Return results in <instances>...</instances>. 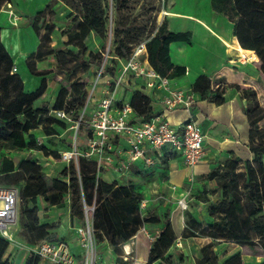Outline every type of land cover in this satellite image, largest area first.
I'll return each mask as SVG.
<instances>
[{
    "label": "trees",
    "instance_id": "obj_1",
    "mask_svg": "<svg viewBox=\"0 0 264 264\" xmlns=\"http://www.w3.org/2000/svg\"><path fill=\"white\" fill-rule=\"evenodd\" d=\"M6 1L8 0H0V8ZM53 1L50 0L43 10L28 17L39 39L37 49L25 59L29 72L39 76L35 89H24L23 80L16 71H12L14 62L0 41V187L13 186L18 190V234L28 245H35L41 240L54 242L57 235L52 230L56 225L52 222H40L37 198L40 196L48 205H58L64 203V199L68 197L71 219L83 220L84 207H92L87 211L88 221L97 242L106 241L108 246L116 248L129 242L144 225H159L163 221L165 226L150 243L148 264H191L184 254L168 250L176 238L169 222L168 211L163 216L151 209L142 212L141 190L136 189L132 183H118L115 179L105 181L101 177L104 169L96 168L94 159L89 161L77 158L76 166L73 160L64 164L57 172L58 177L67 180L64 189L69 192H64L57 189L51 179L40 172L38 163L28 155L18 158L17 161L7 155L11 151L38 150L48 156H55V152L49 151L38 136L30 131L41 129L43 135H51L57 128L66 127L65 121L50 114L51 109H64L74 118L79 115V112L75 113L68 105L69 93L64 86L58 88L50 106L43 102L37 104L47 88V72L37 69L36 62L46 55H53L58 67L77 64L87 68L92 63L100 64L103 58L100 51H89L84 41L89 33L103 35L106 30L103 0H77L76 4L72 3L74 11L80 16L76 18V28L69 34L65 46L58 49L50 44L54 25L47 20ZM114 1L119 14L124 0ZM209 1L213 12L225 17L231 29L233 26L232 33L238 41L239 53L248 58L255 54L256 65L264 81V0ZM142 33L141 30L136 36H130L129 25L121 28L116 25L110 33L114 42L110 58L113 61L127 60ZM155 38V46L145 41L149 64L168 78L184 75L185 66L169 60L167 44L182 41L184 37L161 26ZM161 50L164 55L159 59ZM102 72L103 75H116L113 67H106ZM229 87L240 91V99L244 100V113L248 124L247 147L251 158L243 159L242 167L239 166L240 157L227 158L206 174L207 180L214 181L216 199L203 197L198 200L206 204V215L211 219L209 222L202 224L194 215L184 211V229L181 236H205L211 239L200 246L199 257L193 264H264V259L257 263H245L240 252L219 260L212 250L217 241L224 240L245 247L248 254L264 258V108L260 106L254 88L248 85L232 83L212 89L210 77L204 74L197 76L191 84L193 92L217 105L225 101L224 93ZM129 102L135 115L142 120H149L155 114L151 97L141 89H132ZM168 156L165 155L162 161L167 162ZM132 169L142 170L144 167L131 166L128 170ZM202 189L205 190V187ZM206 194L209 196V193ZM7 247L6 239L0 236V264H11L4 257ZM39 262V255L28 252L20 264Z\"/></svg>",
    "mask_w": 264,
    "mask_h": 264
},
{
    "label": "rangeland",
    "instance_id": "obj_2",
    "mask_svg": "<svg viewBox=\"0 0 264 264\" xmlns=\"http://www.w3.org/2000/svg\"><path fill=\"white\" fill-rule=\"evenodd\" d=\"M72 3L76 4L77 0H54L52 3V10L48 13L47 20L49 23H53L54 25V30L50 35V44L55 49L64 47L69 34L76 28V18H78L80 14L74 11ZM102 4L106 16V30L103 35H98L95 32L89 33L87 38L84 40L89 51H100L102 53L103 58L100 61V64L92 63L89 64L87 68L77 64H67L63 67H58L54 56L46 55L42 60L36 62L35 65L37 69L47 72L45 79L48 85L46 88L47 90L39 98L37 104L43 102L50 106L54 99V97L51 99L52 92H54L55 96L58 88L60 86H64L69 93L67 96L68 105L75 113L79 112L80 114L84 111V118L86 119L88 116V110L92 109L98 102L99 98L107 91L106 84L111 83L110 80L108 82H104L106 78L103 77L102 71H104L106 67H113L115 74L119 72V60L116 59L113 61L110 58V55L113 54L114 46L113 38L110 33L116 25H118L119 28L127 27L129 25L130 36H136V33L142 30L143 33L139 36L137 43L147 41L152 46L156 45L155 35L161 26H164L167 31H174L181 34L182 37H184V40L175 42H177V44L185 45L188 50L187 54L182 52L176 55V57H179V60L187 59L192 70L198 66L200 62H202V59H204L202 49L206 46L213 48L217 45V43L214 38L205 39L202 35L203 28L196 24L195 21L193 22V20H189L186 17H179L177 13L198 16L199 18L194 16L188 17L193 18L208 29L210 26H208L204 20L209 22L210 18L216 21L217 25H215V28L217 30L225 31L230 28V24L225 17L221 14L213 12L209 0H124L122 1L121 11L119 14L116 11V3L114 0H103ZM232 32L234 33L233 26ZM137 43H135L134 46ZM169 43L167 44L169 45ZM226 44L228 47H231L239 53L237 44L232 45L229 42H226ZM162 55H164V51L161 50L159 53V59ZM239 56L245 58V56L240 53ZM85 58H87V56H85ZM21 62V71L23 73L25 72L27 75V77H24L25 79H23L24 89L33 90L39 83V76L33 75L29 72L25 64V58H23ZM223 62L229 67L235 69L238 68V65L234 61L224 59ZM247 73L252 76L250 77V82L248 83L252 85L254 89H258L261 84V75L256 63L252 62L250 64ZM34 78L36 79V83L31 82ZM187 78H189V76H187ZM133 83L134 81L131 76L125 74L122 78L121 91L117 97H124V95L131 89L130 87H132ZM233 89L236 90L235 88ZM237 92L240 95V91ZM260 106L264 108V103ZM31 133L37 135L38 139L46 145L49 151H54L55 156L49 155L50 157H48V155L38 150H30L28 152L11 151L8 152L7 155L13 157L15 161H17L20 157L28 155L31 159L38 163L40 172L50 178L52 184L56 185L57 189L69 192V190L64 189V185H66L67 180L58 177L57 172L63 168L64 164H66L58 161V158L60 157L59 153L62 150L71 148L73 144V131L66 125L65 128H57V131L51 135H43L41 129ZM87 135H89V128L85 124L81 125L77 130L78 140L81 141ZM109 141L111 143H115V140L112 137H110ZM77 146L80 150H84L83 144L78 143ZM110 152H112V150H110ZM242 155H244V153ZM78 158L91 161V159H94V156H79ZM243 159L244 158L240 159V167H242ZM73 163L74 166H76V160H73ZM166 168L167 162L160 160L152 166L144 167L142 170L132 169L131 171H118L115 173L114 179L118 183H132L136 189L141 190L143 193V199L141 201L143 206H141L140 203L142 212H145L147 209H151L163 216L165 211H168L170 222V210L168 209L172 202L168 201L165 193L158 188V185L166 179ZM197 181L198 182H196L195 185L191 186V191L187 200L188 208L183 211H188L194 215L200 223L205 224L211 219L206 215L205 207H199L198 199L207 197L215 200L216 193L213 186H207L205 187V190H203L201 187V180L198 179ZM206 193H209V196ZM18 204L19 199L17 203V219ZM61 204L63 206L61 208L52 207L44 203L41 197L38 196V218L41 223L52 222L56 225V227L52 230L53 233L57 235V239L55 241H63L68 247L74 260L72 264H84V259L80 254L81 247L78 244L79 234L76 231V227H85L87 222L86 218H89V209L84 207V210L87 209L88 211H86V217H84L83 220H77L75 218L71 219V221H69V226L67 227L68 223L67 216L65 214V204H63V202ZM86 207H90V205H87ZM164 226L165 223L162 221L161 224L152 226L154 228H150L149 231L153 234L155 233L156 235V233H158ZM11 229L13 230L15 240L18 243L25 242L24 238L18 234V221L16 225L11 227ZM62 233H65V236H59ZM206 239L207 240L191 239V237L181 239L180 237H176L173 242L172 252L176 254H184L188 262L193 264L197 257H199V248L202 243L201 241H211L210 238ZM43 241L45 240H41L36 244H41ZM176 242H179L180 245L177 248H175ZM93 244L95 263L101 264L104 262L103 244L102 242H97L95 237H93ZM212 250L216 253L219 260H222L230 254L236 252L241 253V258L245 263H257L264 259L258 255L248 254L245 247H241L224 240L217 241ZM106 261L107 259L105 258V262ZM43 264L51 263L44 262ZM105 264L108 263L106 262Z\"/></svg>",
    "mask_w": 264,
    "mask_h": 264
},
{
    "label": "crops",
    "instance_id": "obj_3",
    "mask_svg": "<svg viewBox=\"0 0 264 264\" xmlns=\"http://www.w3.org/2000/svg\"><path fill=\"white\" fill-rule=\"evenodd\" d=\"M48 1L50 0H8L0 8V41L11 56L13 62L15 61L14 65L16 67V72L21 78L23 77L22 80L25 79L27 75L25 72L23 73L21 71V60L23 58L26 59V57L31 52L35 51L39 45L38 36L28 21V17L43 10ZM177 14L179 17H186L189 20H193V22L195 21L196 24L203 28V37L205 39L214 38L217 43L213 48L206 46L202 49L204 59H202V62L193 70L187 59L179 60L180 58L176 57V55L182 52L187 54V47L183 44H177L175 41L170 42L168 45L169 60L174 64L184 65L186 68V73L184 75L169 78V85L190 90L192 99L188 106H179L173 110L163 111L161 107L163 92L155 88L143 90L151 97V105L154 113H162L175 127H178L186 118L191 117L200 124L202 132L204 133V155L201 161L193 168H190L184 165L181 157L174 154L169 155L167 158L166 179L158 185L159 190L165 193L167 200L172 202L168 210H170V225L174 235L181 239H187L181 236L184 229V211L177 205V202H175L185 191L187 187V178L190 175L192 176V185H195L199 179L202 182V188L213 186L214 181H209L205 178L212 167L220 165L227 158L234 156L244 159L251 158V154L247 147L248 124L244 113V103L243 100L240 99L238 92L233 88H226L224 93L225 101L217 105L206 99H202L197 93L193 92L191 90V84L197 76L204 74L210 77V86L212 89L218 85H229L232 83L252 87V85L248 83L252 76L248 74L247 71L252 62L256 63L257 57H255V54L252 58L240 57L236 50L228 47L226 42L232 45L238 43L236 37L232 33L231 25L228 30L219 31L215 28L217 24L214 19L210 18L209 22L203 19L204 22L210 26L208 29L198 21L188 17L194 16L199 18L196 15ZM246 50L253 52L249 49ZM224 59L234 61L238 65V68L235 69L224 64ZM187 76H189V78H187ZM132 80L134 83L132 87H130L131 89L124 97H119L120 99L130 98L132 89L137 88L136 85L139 81L133 78ZM31 82L36 83V79H32ZM261 84L258 89L256 87V89H254L256 90L260 105L264 103V81H262V79ZM53 97L54 92L51 94V99H53ZM139 119L141 118L135 115V120ZM36 130L38 129H33L30 132ZM118 147L119 145H117V143H114L112 147V152L115 157L114 162L124 156L123 152L118 151ZM243 153L244 155H242ZM116 172L118 171L107 169L101 173V177L105 181L110 182L114 180ZM198 203L199 207L204 206L206 208L204 202L199 201ZM63 204H65L64 207L66 208L65 214L67 216L68 227L69 221H71L68 204L67 202ZM50 206L56 208L63 207L62 204ZM152 226L156 225L146 224L144 227L139 228L129 242L119 245L116 248L108 246L106 241H103L104 262L101 264H105L106 262L108 264H148L149 246L155 236V233L153 234L149 231L150 228H154ZM59 236H65V233ZM151 236H153V238H151ZM206 238L208 237H191V239L207 240ZM201 242L200 246L208 241ZM172 246L173 244L168 249L169 251L173 250ZM26 255L27 253L23 250L15 249L10 246L7 247L4 253V257H8L11 264L22 263ZM105 258L107 259L106 262ZM43 263L44 262H39L38 264Z\"/></svg>",
    "mask_w": 264,
    "mask_h": 264
},
{
    "label": "built area",
    "instance_id": "obj_4",
    "mask_svg": "<svg viewBox=\"0 0 264 264\" xmlns=\"http://www.w3.org/2000/svg\"><path fill=\"white\" fill-rule=\"evenodd\" d=\"M119 60V72L115 76L106 73L103 75L107 91L102 95L96 105L88 110L84 118V111L74 118L64 109H51L49 112L56 118L62 119L73 131V144L70 149L60 151L58 161L68 163L79 156H94L97 168L104 170L124 171L131 166L149 167L162 160L165 155L173 153L181 157L184 165L193 168L204 155V133L200 124L188 117L178 127L173 126L162 113H155L149 120H135L129 99L118 98L121 91L122 78L125 74L139 81L138 89L155 88L163 92L162 110H173L179 106H188L192 97L190 90L169 85V78L159 74L148 62L145 41L137 43L127 60ZM12 71H16L15 65ZM87 125L89 135L81 141L78 140L77 130L81 125ZM119 145L118 151L124 156L115 161L110 150L114 143ZM78 143L83 144L80 150ZM193 178H187V187L180 197L176 199L177 205L182 209L188 208L187 200L191 191ZM64 202H69L68 197ZM18 190L16 187H0V236L6 239L8 246L24 252H33L40 257V262L51 264H72L74 261L68 247L63 241H43L35 246L27 243H18L12 226L17 223ZM143 206V203H141ZM89 210L92 207H86ZM85 209V217H86ZM84 228L76 227L79 234L78 244L84 264H96L94 259L93 230L86 218ZM153 238V236H151ZM175 243V248L179 247ZM8 259V257H7ZM9 260V259H8Z\"/></svg>",
    "mask_w": 264,
    "mask_h": 264
}]
</instances>
